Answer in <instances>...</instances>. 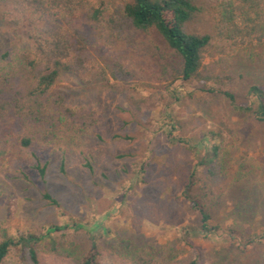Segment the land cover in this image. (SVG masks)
Returning a JSON list of instances; mask_svg holds the SVG:
<instances>
[{"label": "trees", "instance_id": "1", "mask_svg": "<svg viewBox=\"0 0 264 264\" xmlns=\"http://www.w3.org/2000/svg\"><path fill=\"white\" fill-rule=\"evenodd\" d=\"M24 22L30 26L26 37L0 53V174L7 178L30 180L27 171H33L45 182L49 160L44 155L52 151L60 153L64 174L67 152L102 124L98 103L102 91L123 94L131 118L141 120L166 101L158 92L141 94L144 87L170 90L178 80L199 83L200 92L225 99L234 111L264 124L260 75H251L253 82L245 93L248 103L243 106L230 85L232 70L217 71L206 62L212 49L228 57L240 49L247 59L243 51L264 45V0H0L3 32L13 33ZM221 125L230 141L217 144V135L211 133L209 149L201 156L195 153L196 163L181 192L198 218L196 228L182 229L184 236H216L217 200L249 175L244 167L235 173L228 167V145L239 137L225 120ZM172 131L167 127L171 145L187 147L189 141ZM85 166L93 173L91 161ZM42 198L61 208L47 191ZM225 234L235 252L221 264H264L260 254L264 230L251 234L227 228ZM45 238L50 239L49 231L15 240L2 231L0 264L12 247L23 253L21 264H40L39 245ZM117 241V254L129 264H203L202 252L186 237L182 241L190 255L185 260L170 242L147 247L131 239ZM98 245L94 236L86 249L69 243V262L101 264Z\"/></svg>", "mask_w": 264, "mask_h": 264}, {"label": "rangeland", "instance_id": "2", "mask_svg": "<svg viewBox=\"0 0 264 264\" xmlns=\"http://www.w3.org/2000/svg\"><path fill=\"white\" fill-rule=\"evenodd\" d=\"M29 29L28 22L13 33L0 28V53L24 39ZM240 51L232 50L228 57L212 49L206 62L217 71L232 70L230 85L236 89V101L245 106L251 75L258 74L264 81V45L243 51L247 59ZM198 84L178 80L170 90L144 87L141 94L158 92L166 101L141 120L131 118L123 94L102 91L98 95L102 124L67 152L64 174L57 151L44 155L49 160L45 182L33 171H27L30 180L0 174V233L4 231L15 240L20 235L39 236L49 231L50 239L39 245L40 264H71L69 243L86 249L92 236L102 249L101 264H129L114 248L118 239L147 247L170 242L178 246L179 259L185 260L190 255L182 241L186 237L202 252L203 264H221L223 258H232L235 249L225 234L227 228L251 234L264 230V124L234 111L225 99L200 92ZM222 120L239 137L228 145L227 165L232 173L244 167L249 175L227 197L217 200L213 224L218 223L220 229L216 236H184L182 229L196 228L198 218L181 192L196 163L195 153L201 156L209 149L211 133L217 135V144L230 141ZM167 127L188 140L192 150L171 145ZM87 161H91L93 173L85 166ZM44 191L60 203V209L48 205L42 198ZM54 226L61 230L50 228ZM260 250L264 254V248ZM22 256L19 248L12 247L3 264H21Z\"/></svg>", "mask_w": 264, "mask_h": 264}]
</instances>
